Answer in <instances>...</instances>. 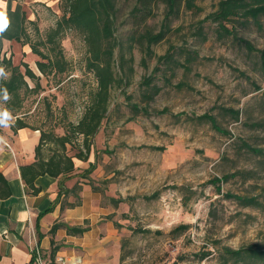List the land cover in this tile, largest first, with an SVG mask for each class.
I'll list each match as a JSON object with an SVG mask.
<instances>
[{
	"label": "rangeland",
	"instance_id": "obj_1",
	"mask_svg": "<svg viewBox=\"0 0 264 264\" xmlns=\"http://www.w3.org/2000/svg\"><path fill=\"white\" fill-rule=\"evenodd\" d=\"M66 1L26 5L25 27L34 41L37 28L45 38L56 26ZM219 1L198 0L201 13L183 11L149 57L129 44L134 1L118 0L116 36L121 46L116 50V72L129 84L112 89L107 117L92 140L95 168L90 177L105 213L101 217L119 229V264H238L225 262L223 248L264 249V211L226 197L264 195V158L244 147L246 143L264 150V70L260 55L243 42L219 37L211 22L200 24ZM163 14L161 8L148 22L155 32ZM262 21V28L252 22L230 27L264 49ZM62 45L72 65L63 76L42 75L39 58L28 45L14 54L15 64L29 63L41 77L43 90L27 98L20 115L41 134L63 135L68 122L78 123L97 85L85 68L84 37L69 31ZM168 53L170 59L159 63ZM121 55L128 61L124 69L119 68ZM150 79L151 86L145 85ZM154 86L161 91L146 99L144 94L152 95ZM234 111L240 112L238 119ZM205 114L217 119L218 128L200 118ZM82 143V137L74 140L68 154L74 156ZM52 147H44L45 157ZM183 225L187 228H179ZM208 251L211 254L202 259Z\"/></svg>",
	"mask_w": 264,
	"mask_h": 264
},
{
	"label": "trees",
	"instance_id": "obj_2",
	"mask_svg": "<svg viewBox=\"0 0 264 264\" xmlns=\"http://www.w3.org/2000/svg\"><path fill=\"white\" fill-rule=\"evenodd\" d=\"M132 1L134 3L129 11L132 25L129 44L131 48H140L149 57L154 55L153 46L164 41L167 35L172 32V22L179 19L183 11L201 13L203 10L197 4L198 0ZM161 8L164 11V18L160 30L155 32L148 22L157 16V12ZM118 9V0H67L64 14L57 21L56 26L48 31L45 38L37 28L38 39L35 41L27 33L25 27L26 19L24 21L23 40H21V43L29 45L32 53L39 58L36 64L42 75L47 77L51 75L63 76L71 72L72 65L65 56L62 40L67 32L76 31L84 37L86 42V71L94 74L97 83L96 88L88 94L89 102L79 122H68V125L64 127L65 133L63 135L43 131L39 144L35 149L36 161L31 165L21 167L23 181L27 191L31 194H39L41 190L36 186L35 182L38 177L45 175L55 178L62 177L63 183L74 176H79L80 178L87 179L88 184L93 186L90 174L95 168V163H91L89 169L77 174L75 159L89 161L92 152V140L99 133L109 111L112 89L116 86L121 88L129 84V81H125V78L118 77L116 72V50L120 49L121 46L116 36ZM262 18H264V0H220L215 10L200 21V24L203 25L206 22H211L217 26L216 30L219 37L233 36L235 39L243 42L251 53L255 52L260 55L264 70V49H258L252 42L240 38L236 29L230 27L236 22H241L244 26L252 22L259 28H262ZM168 59H170L169 53L166 56L159 57L158 62L160 63ZM127 62L124 55H121L119 68L124 69ZM142 62L146 64V57L142 59ZM3 65L4 69L0 75V113L7 110L9 116L17 117L15 129L29 127L20 115L23 114L22 111L27 98L43 90L41 77L26 62L17 65L12 59L4 58ZM130 70L131 72L134 71L132 67ZM157 70L158 68L155 69V71ZM28 79L35 83L34 87L30 86ZM144 84L151 86V79L147 80ZM5 90L8 95L7 100L3 98ZM160 91L159 87L154 86L153 94H144V97L152 99ZM133 108L138 109V106L134 105ZM234 115L238 119L240 112L234 111ZM0 118L4 119L2 116ZM200 118L208 119L215 128L219 126L214 116L205 114ZM80 137L83 138L80 149L74 156L69 155L68 145L73 144L74 140H78ZM47 144H53L55 147L51 148L52 154L45 157L44 147ZM244 147L264 158L263 149H256L246 143H244ZM228 178H217L216 181L219 183ZM75 188L79 189L78 186ZM92 188L96 190L94 186ZM60 189L61 193L66 191L64 185ZM11 195L10 184L3 173L0 172V197L9 198ZM226 197L236 199L243 206L255 207L264 211V195L262 199L259 197H241L229 193ZM116 203H119V201H116ZM61 226L65 225L61 223L56 224L51 233L54 234ZM117 226L120 227L121 225ZM66 227L70 233L76 234H83L88 230L68 225ZM179 228L186 229L187 226L183 225ZM52 244H55L54 239ZM210 254L211 251L204 253L202 259ZM222 255L226 263L227 260L231 259L238 264L247 263L248 261L264 264V249L257 246L241 249L225 247L223 248ZM1 260L2 255L0 254ZM29 264H33V260Z\"/></svg>",
	"mask_w": 264,
	"mask_h": 264
},
{
	"label": "crops",
	"instance_id": "obj_3",
	"mask_svg": "<svg viewBox=\"0 0 264 264\" xmlns=\"http://www.w3.org/2000/svg\"><path fill=\"white\" fill-rule=\"evenodd\" d=\"M44 1L0 0V15L3 16L0 21V75L4 69L3 59L14 62V54L25 46L21 40L26 5ZM13 119L8 117L0 124V172L12 191L9 198L0 197V264H29L32 260L34 264L33 248L36 246L47 264H53L57 257L71 261L80 258L78 264H119V229L112 221L101 217L105 213L87 179L74 176L63 183L62 177L45 175L35 182L41 190L39 194L27 191L21 167L36 161L35 149L41 132L30 127L15 129L17 117ZM94 158L95 153L91 152L89 161L75 159L76 173L89 169L91 163H95ZM63 185L66 191L61 193ZM77 186L79 189L75 188ZM59 223L65 226L52 234L53 227ZM66 225L88 230L83 234L70 233Z\"/></svg>",
	"mask_w": 264,
	"mask_h": 264
},
{
	"label": "built area",
	"instance_id": "obj_4",
	"mask_svg": "<svg viewBox=\"0 0 264 264\" xmlns=\"http://www.w3.org/2000/svg\"><path fill=\"white\" fill-rule=\"evenodd\" d=\"M33 252L35 253L34 254L35 255L34 264H47L44 259L43 253L39 247L36 246L35 248H33ZM80 262H81L80 258H77L74 261H71V260L65 259L64 257H57L53 264H78Z\"/></svg>",
	"mask_w": 264,
	"mask_h": 264
},
{
	"label": "clouds",
	"instance_id": "obj_5",
	"mask_svg": "<svg viewBox=\"0 0 264 264\" xmlns=\"http://www.w3.org/2000/svg\"><path fill=\"white\" fill-rule=\"evenodd\" d=\"M0 71H2V70H0ZM5 100H7L8 99V95H7V92H6V90H5V94H4V97H3ZM0 116H2L4 119L3 120H0V124H2V123H5V121L8 119V117H9V113H8V111L7 110H4L2 113H0Z\"/></svg>",
	"mask_w": 264,
	"mask_h": 264
},
{
	"label": "snow or ice",
	"instance_id": "obj_6",
	"mask_svg": "<svg viewBox=\"0 0 264 264\" xmlns=\"http://www.w3.org/2000/svg\"><path fill=\"white\" fill-rule=\"evenodd\" d=\"M3 20V16L2 15H0V21H2Z\"/></svg>",
	"mask_w": 264,
	"mask_h": 264
}]
</instances>
